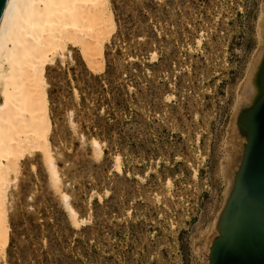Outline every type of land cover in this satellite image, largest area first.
I'll return each instance as SVG.
<instances>
[{"label":"rangeland","instance_id":"rangeland-1","mask_svg":"<svg viewBox=\"0 0 264 264\" xmlns=\"http://www.w3.org/2000/svg\"><path fill=\"white\" fill-rule=\"evenodd\" d=\"M110 1L103 58L73 49L46 66L61 191L84 223L35 154L9 189L6 264H210L223 233L260 95L264 0Z\"/></svg>","mask_w":264,"mask_h":264},{"label":"bare ground","instance_id":"bare-ground-1","mask_svg":"<svg viewBox=\"0 0 264 264\" xmlns=\"http://www.w3.org/2000/svg\"><path fill=\"white\" fill-rule=\"evenodd\" d=\"M114 24L110 0H7L5 3L0 15V264H6L10 236L9 189L18 183L23 162L35 154L39 153L53 189L64 199L73 227L84 223L77 217L69 196L61 191L50 140L46 66L56 58L64 61L76 49L94 67L96 59L103 58V41ZM252 83V92L260 93L256 108L264 96V63L254 72ZM254 108L242 123L246 134ZM92 146L103 153L97 140H92ZM116 160L115 169L121 173V159ZM240 207L238 215L224 218L223 222V233L233 239L240 230L235 219L240 218L243 210L255 212V207L243 200ZM258 222L264 224V219L259 218ZM256 235H251L252 247L262 241L261 234L255 241Z\"/></svg>","mask_w":264,"mask_h":264},{"label":"water","instance_id":"water-1","mask_svg":"<svg viewBox=\"0 0 264 264\" xmlns=\"http://www.w3.org/2000/svg\"><path fill=\"white\" fill-rule=\"evenodd\" d=\"M6 1L0 0V15ZM248 124L249 144L246 145L245 160L238 172L235 191L226 200L222 213L226 219L238 215L241 200L253 205L255 212L243 210L240 218L235 219L240 229L235 239L225 233L214 239L210 250V264H264V224L258 222L259 218L264 219V96L254 108ZM252 234H257L254 236L255 241L262 235L259 245H250L253 241Z\"/></svg>","mask_w":264,"mask_h":264}]
</instances>
